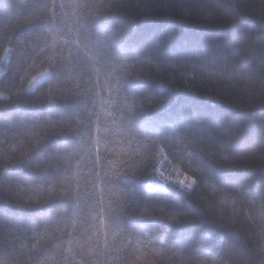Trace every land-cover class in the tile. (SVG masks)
I'll use <instances>...</instances> for the list:
<instances>
[{
  "label": "trees",
  "instance_id": "obj_1",
  "mask_svg": "<svg viewBox=\"0 0 264 264\" xmlns=\"http://www.w3.org/2000/svg\"><path fill=\"white\" fill-rule=\"evenodd\" d=\"M0 264H264V0H0Z\"/></svg>",
  "mask_w": 264,
  "mask_h": 264
},
{
  "label": "rangeland",
  "instance_id": "obj_2",
  "mask_svg": "<svg viewBox=\"0 0 264 264\" xmlns=\"http://www.w3.org/2000/svg\"><path fill=\"white\" fill-rule=\"evenodd\" d=\"M43 78H38L34 81V83L31 85L30 90L35 89L41 82H43ZM170 182H173L174 184L178 185L182 189L189 190L191 189L193 185V181L184 174H175L174 176L170 177Z\"/></svg>",
  "mask_w": 264,
  "mask_h": 264
}]
</instances>
